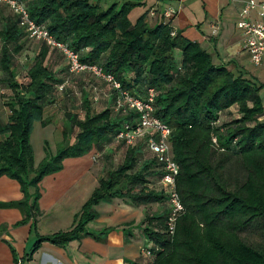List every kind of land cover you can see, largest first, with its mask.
<instances>
[{
    "label": "trees",
    "instance_id": "16d2710c",
    "mask_svg": "<svg viewBox=\"0 0 264 264\" xmlns=\"http://www.w3.org/2000/svg\"><path fill=\"white\" fill-rule=\"evenodd\" d=\"M19 1L30 19L76 53L80 63L112 75L135 98L153 90L154 116L171 132V155L179 167L176 190L184 209L168 237L167 199L154 187L160 167L154 158L143 159L142 145L119 144L122 161L98 180L71 229L39 238L34 249L43 242L64 246L88 235L95 207L123 199L135 207H157L141 224L151 244L144 250L150 264H264V110L259 96L264 85L215 66L197 44L179 34L171 37L167 24L149 25L145 15L131 23L128 16L137 6L131 1L114 0L106 7L102 0ZM24 40L29 41L15 18L0 15V84L11 94L5 103L7 122L0 124V177L19 184L23 198L14 205L25 206L32 198L29 213L37 216L40 181L60 172L65 159L110 144L135 115L111 108L92 113L83 94L82 118L64 114L56 155H46L34 167L33 124H47L45 109L63 81L48 64L43 43L23 81L16 80L14 58Z\"/></svg>",
    "mask_w": 264,
    "mask_h": 264
},
{
    "label": "crops",
    "instance_id": "0c3cea01",
    "mask_svg": "<svg viewBox=\"0 0 264 264\" xmlns=\"http://www.w3.org/2000/svg\"><path fill=\"white\" fill-rule=\"evenodd\" d=\"M113 1L102 0L100 4L106 7ZM124 1L137 5L128 16L131 23L145 15L149 25L167 24L175 34L197 44L211 55L215 66L230 68L235 76L264 85V69L251 64L236 28L247 0ZM167 10L175 12L168 19L163 17ZM150 11H154L153 17L149 16ZM249 18L254 20V13ZM214 30L216 33L212 35ZM49 50L47 62L53 66V57L61 53ZM55 67H52L53 72L57 74L59 71ZM259 96L264 110V90L259 92ZM110 101L113 110V102ZM54 104L55 101L51 106ZM50 107L45 109L44 117L54 131ZM229 112L233 113V109ZM8 115L5 104L0 103V124H6ZM226 120L223 118L222 121ZM61 130L62 127L58 133H54L58 144ZM98 150H92L80 158L65 159L60 172L40 181L37 216L29 213L32 198L25 206L14 205L23 198L19 184L0 177V264H150L151 260L144 250L150 248L151 244L144 236L141 224L144 215L156 212L157 207H135L123 199L100 203L95 207L96 219L87 225L88 235L64 246L43 242L34 249L39 238L71 229L74 217L97 188L98 180L114 169L116 151H122L116 141ZM145 150L142 149V154ZM143 159L151 160L153 155L148 152V157L144 156ZM154 187L159 190L158 182ZM30 194H33V190H30ZM21 221L23 223L17 225Z\"/></svg>",
    "mask_w": 264,
    "mask_h": 264
},
{
    "label": "built area",
    "instance_id": "2783aa9c",
    "mask_svg": "<svg viewBox=\"0 0 264 264\" xmlns=\"http://www.w3.org/2000/svg\"><path fill=\"white\" fill-rule=\"evenodd\" d=\"M0 7L6 8L15 18L18 28L23 31L29 41L43 43L47 48L60 52L66 60L69 75L88 73L104 82L112 92L114 112L121 115L130 113L135 115L133 124L123 125L120 132L115 135L114 141L124 147L143 143L147 151L153 155L161 171L158 181L159 190L163 191L168 203L165 232L168 237H173L177 222L184 212L176 190L179 167L171 155L169 145L171 132L154 116L153 90H148L143 99L131 96L122 90L112 75L103 73L97 66L80 63L76 53L56 42L43 26L36 25L30 19L26 7L19 0H0ZM251 13L255 15L254 20L249 18ZM174 14V11L167 10L163 17L168 19ZM149 16L153 17L154 11H150ZM236 28L241 34L242 45L249 55L251 64L264 69V2L245 1ZM215 33V30L212 31V35ZM174 35V32L170 33L171 37ZM56 89L59 93L63 92L64 84L58 85ZM212 142L215 143L214 140ZM144 254L149 256L150 253L144 251Z\"/></svg>",
    "mask_w": 264,
    "mask_h": 264
},
{
    "label": "rangeland",
    "instance_id": "374dc122",
    "mask_svg": "<svg viewBox=\"0 0 264 264\" xmlns=\"http://www.w3.org/2000/svg\"><path fill=\"white\" fill-rule=\"evenodd\" d=\"M95 2V0H92ZM0 15H10L9 11L2 7L0 8ZM22 52L16 56L15 65L17 67L16 80L22 82L26 69L32 64L33 58L37 53L39 43L33 41H25ZM50 51V50H49ZM48 51V52H49ZM57 52V51H56ZM54 65L58 68L56 77L62 79L64 84L63 92L56 93L55 103L49 108L51 111V122L54 124V131L51 128L50 123L45 126L39 123H34L30 134V145L33 151V163L34 167L49 155L51 157L56 155L58 148V140L56 141L55 134L61 129V125L64 123V114L69 112L75 113L80 119L83 116L81 111L82 95L86 94L92 113H98L104 109L111 108L112 93L108 89L107 85L101 80L93 77L88 73H80L78 75H69L67 71V63L63 56L60 54L53 57ZM55 67V68H56ZM2 76L0 75V79ZM10 93L4 90L0 84V103L3 105L8 101ZM40 125V126H39ZM55 138V139H54ZM145 149L143 143H139ZM138 145V144H137ZM122 151H116L114 155V168L118 163L122 161ZM121 153V155H120ZM143 157H148V152L145 150Z\"/></svg>",
    "mask_w": 264,
    "mask_h": 264
}]
</instances>
